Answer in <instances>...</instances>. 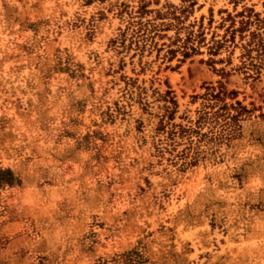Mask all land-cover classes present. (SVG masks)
<instances>
[{
  "label": "rangeland",
  "instance_id": "obj_1",
  "mask_svg": "<svg viewBox=\"0 0 264 264\" xmlns=\"http://www.w3.org/2000/svg\"><path fill=\"white\" fill-rule=\"evenodd\" d=\"M246 16L264 0H0V264H264V71L237 34L208 50Z\"/></svg>",
  "mask_w": 264,
  "mask_h": 264
},
{
  "label": "trees",
  "instance_id": "obj_2",
  "mask_svg": "<svg viewBox=\"0 0 264 264\" xmlns=\"http://www.w3.org/2000/svg\"><path fill=\"white\" fill-rule=\"evenodd\" d=\"M251 21L248 19V16L245 17V20L240 19L237 26H233V23L230 21L229 25L226 26L225 32L227 35H223V39L213 40L208 47L210 54L216 53V49L222 46L225 42H229L232 46L235 44L234 36L237 34L238 40H241L243 43L240 44L241 48V65L239 68L244 71L248 76L256 77L260 71H264V20L255 17V22L253 28L250 29ZM189 50H194L193 47H187ZM186 48V49H187ZM187 54V51H182V55ZM208 61H212L209 59ZM249 70V71H248ZM221 74L222 69L219 70ZM204 93L205 98L214 99L217 102L216 109L209 111L213 117L221 115L224 119L234 120L237 115L245 111L244 107L239 104L238 101H235V106L229 104L228 106L223 101L224 97L227 95H232V91H226L223 86L218 85L216 90H213L211 87L206 88ZM209 107H211L209 105ZM229 108L235 110L234 114L228 112ZM222 111V112H221ZM206 111H202L200 117L204 118L209 115Z\"/></svg>",
  "mask_w": 264,
  "mask_h": 264
}]
</instances>
